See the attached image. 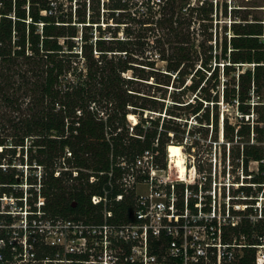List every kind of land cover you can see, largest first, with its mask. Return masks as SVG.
Wrapping results in <instances>:
<instances>
[{"label": "trees", "instance_id": "16d2710c", "mask_svg": "<svg viewBox=\"0 0 264 264\" xmlns=\"http://www.w3.org/2000/svg\"><path fill=\"white\" fill-rule=\"evenodd\" d=\"M71 2L0 0V108L9 109L0 112V195H24L13 188L24 181L14 162L25 161L31 141L27 161L44 168L41 195L50 215L100 222L112 210L113 220L129 221L137 196L121 162L150 150L166 167L167 148L176 160L169 149L183 143L193 118L189 133L207 138L212 128L217 142L222 133L231 163L243 165L250 183L232 187V200L248 207L237 226H222L223 242L245 235L248 244H260L264 218L248 215L257 210L258 216L249 204L264 196V23L250 18L251 10L262 9L214 0H104L102 8V0H91L88 11L86 0ZM230 12L234 21L214 43V18ZM146 84L148 90L137 86ZM222 105L237 109V121L226 112L221 119ZM252 162L258 172L249 171ZM186 187L199 192L197 182L177 184L181 207ZM31 191L34 203L38 193ZM95 195L107 196V204H94ZM189 208L198 213V197L189 198ZM243 250L240 263L256 264L257 248Z\"/></svg>", "mask_w": 264, "mask_h": 264}, {"label": "built area", "instance_id": "2783aa9c", "mask_svg": "<svg viewBox=\"0 0 264 264\" xmlns=\"http://www.w3.org/2000/svg\"><path fill=\"white\" fill-rule=\"evenodd\" d=\"M34 166L39 169L34 174L38 178L36 184L29 183L26 174L22 183L13 185L14 189L23 190L22 197L0 195V264H241L240 257L247 246L257 248L256 264H264V236L258 245L248 244L245 235L235 237L231 244L224 243L222 226H237L243 217L232 216L233 206L228 212L226 207V213L221 206L223 220L222 216L218 218L217 200L214 205L212 201L209 204L207 197L200 200L199 192L193 193L187 187L181 207L179 183L164 185L157 177V171L163 170L169 179L170 166L157 163L150 150L133 163L121 162L128 170L124 181L135 187L137 196L132 219L124 222L113 220L112 210H105L100 222L50 215L43 208L41 195L43 167ZM2 167L6 169L7 165ZM95 180L96 176H92L91 182ZM142 182L149 186L147 192L139 191ZM32 188L38 193L34 203ZM191 196L198 197L197 214L189 208ZM122 198V194L117 197ZM102 201L107 204V196H93L94 204ZM207 206L211 207L208 211ZM213 208L214 217H210ZM263 210L258 211V218H264Z\"/></svg>", "mask_w": 264, "mask_h": 264}, {"label": "rangeland", "instance_id": "374dc122", "mask_svg": "<svg viewBox=\"0 0 264 264\" xmlns=\"http://www.w3.org/2000/svg\"><path fill=\"white\" fill-rule=\"evenodd\" d=\"M64 2L66 5H71V0H60ZM77 0H73V4H76ZM88 3V11H89V5L91 0H86ZM228 1L230 4L231 3H236L240 5H248L250 6L251 9H262V10H251L252 14L250 18H254V16H257V18L262 19V22L264 23V0H214L215 6H217V2L220 4L225 3ZM249 1V2H247ZM103 2L102 0V8H103ZM139 7L135 8L138 9ZM216 14H214L215 16ZM233 18L231 16V12L227 17H223L220 15V17L217 19L216 17L214 18V26L212 27L213 33H214V43L216 41V38H220L222 41L223 35H224V30L226 28V25H228V29L230 28L231 23L233 22ZM219 23V24H218ZM227 23V24H226ZM194 26L198 27V24H195ZM82 31V27L80 28ZM81 35V34H80ZM99 35V32H96L95 38ZM123 35L124 34H120ZM199 37V36H198ZM201 39V37H200ZM151 56V55H150ZM156 57V56H155ZM81 66H83V62L81 63ZM157 66L160 68H164L166 66V62H163L157 58ZM128 75H132L131 72L127 73ZM138 87H142L144 90H148L149 87L146 85H137ZM172 89V88H171ZM168 99L171 100L170 96H168ZM169 100V101H170ZM253 101H257L258 98L253 95L252 97ZM8 108H0V112H8ZM226 112V114H229L232 118L233 121H237V116L238 112L237 109L234 107H227V105H222V110H221V119L222 116ZM149 113V112H147ZM17 113H15L16 115ZM156 113L154 116H157ZM149 117L152 116V114H148ZM163 116L165 114L163 113ZM251 118L250 121L252 125L256 126L257 125V120H258V114L254 109V102L252 105V113H251ZM137 117V116H136ZM146 117V116H145ZM129 123L131 125H135V120L132 119L130 120L129 117L127 118ZM138 120V118H137ZM187 121V120H184ZM184 123V122H183ZM196 123L193 118L189 120L187 128V132L185 134V140L183 141L182 144L180 143H175L177 147H174L172 149H169L170 152H174L175 155L177 156V163L175 159H171L169 157L168 153V148H167V165L168 167L170 166L169 169V176L170 178L168 179L167 172L160 170L157 171V177H160L159 179L161 182L163 181L164 185H173L170 183H186L193 185V183H200V191L199 195L201 196V199H207L208 195H212V204H215V200H217V211L216 215L217 217L221 219L222 214L219 212L220 207L224 206V204L227 207V212L229 211L230 206H233L234 211H237L236 213H232V216H238L241 215L244 217V213L247 212L246 210H242L243 207H247L246 203H244V200H232L233 199V189L232 187L237 189L238 186L241 185H249L248 180L245 179L246 175L243 172V165L241 164L240 166L238 165H233L230 160V145L228 144L226 149L222 146L223 143V138H222V133L220 134L219 142L214 140L213 136V130L210 128L209 134L207 138H203V135L195 136V133H189V130H193V126ZM263 123H261L262 125ZM132 131V129H131ZM202 137V138H201ZM252 138H255V133H253ZM31 141H27V145H29ZM173 143V142H172ZM264 144V143H263ZM27 145L26 149L24 152V162H21L20 158H17L15 160V166L19 167L17 169L23 170L24 169V175L28 174L29 176L34 175L36 172L35 170H39L38 168H35L34 164L31 165L28 163V158H27ZM169 146V145H168ZM180 146V147H179ZM225 150H227V155L225 158ZM21 149H18V154L19 156L21 154ZM71 153L68 152V155ZM23 163V165H22ZM44 170V168H43ZM259 170V164L257 162H252L250 164L249 171H254L258 172ZM193 177V180L191 178ZM237 182L234 183V179H238ZM249 178V177H248ZM171 181V182H170ZM193 182V183H192ZM204 186L208 187V191H205L204 189H201ZM149 186H147L145 183L139 184V191L142 192H147ZM180 195V194H179ZM207 197V198H205ZM259 200L256 201V204H249L250 206L258 207V211L261 213L262 209H264V196L260 194L258 197ZM239 199V198H236ZM258 203V204H257ZM256 208H254L255 210ZM242 211L243 213H238ZM238 213V214H237ZM257 210L254 211V213H249V215H252L255 218H258L256 216ZM228 216V213L227 215ZM214 217V208L212 211V216ZM223 220V216H222Z\"/></svg>", "mask_w": 264, "mask_h": 264}, {"label": "bare ground", "instance_id": "6f19581e", "mask_svg": "<svg viewBox=\"0 0 264 264\" xmlns=\"http://www.w3.org/2000/svg\"><path fill=\"white\" fill-rule=\"evenodd\" d=\"M129 119H130V120L134 119V120H135V123H137V117L134 116L133 114H131V115L129 116Z\"/></svg>", "mask_w": 264, "mask_h": 264}]
</instances>
